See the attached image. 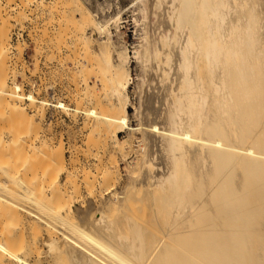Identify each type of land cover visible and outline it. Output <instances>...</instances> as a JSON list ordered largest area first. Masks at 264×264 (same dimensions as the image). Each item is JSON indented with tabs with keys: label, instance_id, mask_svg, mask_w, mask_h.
<instances>
[{
	"label": "bare ground",
	"instance_id": "obj_1",
	"mask_svg": "<svg viewBox=\"0 0 264 264\" xmlns=\"http://www.w3.org/2000/svg\"><path fill=\"white\" fill-rule=\"evenodd\" d=\"M67 1L77 2L55 0L56 12L51 11L57 13L55 29L71 26L73 43L82 51L79 53L88 52L92 56H88L92 59L88 61L94 63L92 68L96 70L101 92L97 103L109 110L102 115L91 108L75 118L79 138L75 160L79 161L81 170L91 168L94 162L88 151L97 142L111 143L124 158L136 153L127 168L132 177L129 189L134 190H130L134 196H128L127 187L126 193L122 191L119 197L117 192L109 193L112 202L109 208H93L87 199L80 209L73 210L68 204L71 195L68 194L67 204L63 203L55 218L66 226L71 225L83 241H64L66 236L60 237L63 242L57 250L55 238L46 245L45 260L54 264L56 256L59 259L63 256L64 264H264V0L133 1L131 50L113 40L109 23L118 32L121 24L118 14L110 17L109 23L100 22L80 4L72 9L79 17L73 13L68 17L58 7L60 2L65 5ZM2 24L6 25L4 21ZM86 28L98 33L95 49L89 46V36L83 34ZM1 32L0 59L6 69L7 33ZM130 63L134 64V73ZM5 73L7 79V69ZM0 84V95L4 94L0 96V103L3 101L11 114L17 109L14 100L20 101V97L6 82ZM131 84L138 97L134 108L135 128L127 126ZM26 98L29 107L42 119L43 111L37 106L42 107L45 102L31 94ZM57 108L68 110L62 103H57ZM16 125L19 124L16 122ZM126 128L132 131L130 139L139 150L133 148L128 138L118 137ZM12 132L0 135L1 205L11 201L15 193L27 199L34 195L32 186L25 182L30 160L27 157L28 161L24 158L19 162L24 156L21 152L30 149L32 153L37 146L43 149L39 148L38 153L47 150L42 147L48 143L42 132L27 137L17 133L18 138ZM19 141H23L20 149L13 146ZM16 148L21 157L11 162L14 150L17 154ZM50 150L45 154H52ZM61 152L56 150L58 156ZM60 159L59 163L64 162L62 155ZM17 161L25 163L28 172L25 169L22 173L21 164L19 169L14 168L12 164ZM99 162L94 168L97 174L102 173V183L109 185V180L119 177L118 165L112 159L100 168ZM86 174L82 175L87 178ZM76 187L73 186L74 192ZM117 200L120 205L115 209ZM3 207L2 213L7 210ZM69 216L72 220L75 218L74 222L69 221ZM10 220H0V261L8 258L6 264H23L26 259L23 253L19 261L11 263L9 258L18 255L15 253L18 246L13 242L22 237L26 224L15 233L16 230H9L13 225ZM10 241L15 247L9 250ZM20 248L26 253L23 246Z\"/></svg>",
	"mask_w": 264,
	"mask_h": 264
},
{
	"label": "rangeland",
	"instance_id": "obj_2",
	"mask_svg": "<svg viewBox=\"0 0 264 264\" xmlns=\"http://www.w3.org/2000/svg\"><path fill=\"white\" fill-rule=\"evenodd\" d=\"M22 1L21 0H0V20L2 19L0 21V24H1L0 28H1V31H3V33L4 32L7 33V34L4 33V35L5 34L7 35L6 36L7 37L6 48L8 51L7 57L9 55V57L7 58L8 60L6 61V64H5L6 69H7V74H8L7 79L6 77L4 78V73L6 72V69H4V66L0 59V82L1 83L6 82V85L13 88L17 96L20 97V101L18 99L14 100V103L17 104L15 108L17 107L18 113L16 112L17 109H15V112L11 111V114H10V111L8 113L7 107L5 106L6 104H4L3 101L0 103L3 105V107H1L2 105L0 106L1 107L0 108V125L3 122L0 127V130H1L0 135L4 132L7 133L8 131L10 132L13 131L14 133L13 132L12 133L14 137H17V135L18 136L26 135L27 137V135H32V134L34 135L36 133L41 134L42 132L43 134L47 136L46 141L48 142L42 147H44L45 150L51 149L50 152L52 153L53 151V153L45 154L47 150L45 152L38 153L39 148L40 149L42 148L41 146H37L36 151H33L34 150L33 148L32 153H30L31 152L30 149H26L27 151L24 149L25 151H23V153L21 152V155L22 156L24 155V156L21 157L20 154L18 155L19 150L16 148V151L18 150L17 154L15 153V150H14L13 152L15 153L14 155H18V156L15 158V156H13V153H12V157H13L12 159L14 160L11 159V162L15 161V159L17 160V158H20V157L21 158L19 159L20 160L19 162H22L24 158L26 160L29 158L30 160V162L27 160L28 164L30 163V166L27 165L30 167L29 172L26 169V165H25V163H27L26 160L24 161L25 163H23L24 165L19 163L18 161L16 163H13L12 165L14 168L16 166L17 169H19L20 168L19 165L21 164L22 169L20 168V170H22V173H23V170L26 169L28 173L27 175L26 174L25 175L28 177L26 178L24 175V178H26L27 180L25 181V179L24 178L23 179L25 182H27V185H29V187L32 186L31 188H32V192L34 193V195L32 193L31 194L33 195L32 197L28 196V199H29L28 200L27 198L19 197L17 193H15L11 197L12 198L11 201L4 203L5 205L3 204L4 207H6L5 209H7V210H4L5 213L3 212L5 215L2 213L3 205L0 204V208H1L0 209V214H1L0 220L1 221L7 220L6 222H9V219H11L10 221L13 222L11 224H13L14 227L12 225L11 229H9L10 226H7L6 228H8L11 231L16 230L15 233L19 229H21V227L24 224H26L23 226L25 230L24 229L22 230V237L24 236L25 238L23 239L25 240L21 241L23 240L22 237L20 238L18 237L17 238L18 241L13 240L15 243L12 241L13 244H15L18 247L12 246L11 241H10V244L8 245L9 250H10V247H15L16 249L12 248V250L15 249L16 255L18 254L16 257H13L15 260L12 258L10 260L9 258V261H11V263H13L12 261H19L20 258L24 257L26 259H24L25 261L23 264H48V262L44 258L47 255V254L45 255V253H47L46 245L48 246V244L52 242L55 238L57 239H55L54 247H56L57 250L59 249V246L63 242L61 241V239L63 240V238L60 239V237L66 236L64 237L65 239L64 241H71V242H73V240L75 242L83 241L79 237V235L76 232H74V230H72L71 225L67 224L66 226L60 223V221H58L57 218H55L56 212L59 211L63 203L65 202L64 205H66L67 200H68L69 202L68 204H71L72 209L74 208L78 210L80 209L82 205H84V201L89 199L91 201V206L92 207L94 206L96 209H101L105 207L109 208V205L112 203L109 197V193L117 192L119 194L118 195L119 197L121 193L123 192L126 193L125 188L127 187H128L127 189L128 196H130V198H133L134 195L132 196L131 194H132V191L134 190L129 189L130 185L132 184L131 182L132 177H131V173L129 172V170L127 171V168H129L128 165L131 163V160L133 156H135L136 153H131L130 155H128V157L124 158L117 151L114 150L113 145L111 143H110L111 148L109 149L110 144L104 145L103 143L97 142L94 147L92 146L91 148L92 150L88 151L90 153V156H92V158L91 157L90 158L94 162L93 166H91V168H88L89 170L87 168H84V170L83 169L81 170L80 169L81 167L78 168L79 166L77 165V163L79 164V161L75 160V156H76L75 154H77L76 149L78 146L77 143L79 141V138L77 137L78 135L77 134L78 123L76 121V119H78L77 117L81 114V112H83V110H89L91 108L96 109V111L100 112L102 115L109 113V110L107 108L98 106V103H97V100H99L98 95L100 96L101 92L99 90V82L97 79V73L95 74L96 70L94 71L95 68H92L94 63H92L93 61L92 62L88 61V60H92L90 59L92 56L89 54L91 57L88 58L89 56L87 55L88 52H86L87 54L79 53L82 51L78 49L79 46H76L73 43L74 35H72L73 30H71V26H68L67 28H65L62 25L59 30L55 29L58 27L57 24H55L57 18H54L57 16V13H54L56 12L54 10V6H56L55 0H34V1L30 0L31 2L30 1L22 2ZM133 1L135 2L136 0H77L76 3H70L69 1H67L65 2L66 3L65 5H63L64 2L63 3L60 2L58 4V7L60 8L62 12H65L63 14L65 15L67 14L68 17L71 16L72 13L76 15L77 17H79L77 15V12L72 11V9L78 8L79 5L81 4L83 8L88 9L91 12V14L94 16V18L97 21H100V22L108 21V23L110 22L109 21L110 17H113L118 14L119 17L121 18L120 20L121 24L119 27L120 31L118 30V32H116V30L113 27V24L111 22L109 23L110 28H111L110 31L112 32L114 36L113 40L116 43L122 42L126 44L127 48L131 50L130 46H132L134 42V34H133L134 27H133L131 16H130L131 15L130 11L132 10V5L134 3ZM51 11H54V12H51ZM76 16L75 18H77ZM3 21L6 25L2 24ZM3 26L5 28H3ZM1 31L0 33H2ZM54 32H56L55 36H53ZM83 34H85L84 35L85 37L89 36L90 38L89 46L92 47V49H95L97 47L96 39L98 38V33L91 28H86ZM1 35L3 36V34ZM50 41H52V43ZM86 55H87V58H86ZM130 68L132 69L131 72L134 73L133 63H130ZM97 84L98 86H96ZM133 88H134V84H131L128 88V94L130 97V105L127 108V114H128L127 126L129 128L137 127V115L135 114L136 112L134 108L135 106H137L138 97H137V94H135ZM28 94H31L37 100H42L45 102L42 107L40 104H38L37 106V108L40 109V111H43L42 119L39 116L40 114L39 115L35 114L33 112V109L29 107L27 98H26ZM3 95L4 94H1L0 96H3ZM82 95L84 96L82 97ZM95 102L96 104H94ZM57 103L64 104V106H66L68 110L65 112L61 108H57ZM29 118L30 119L32 118V119L30 120ZM74 119L75 121H73ZM16 122L19 125H16ZM5 124H7V126ZM10 124H13V125H10ZM9 125L11 127H9ZM129 128H126L125 130L120 132L118 134V137L120 139L128 138L133 148H135L136 150H139L140 147L137 146L135 142H133V139H130V133L132 131L129 130ZM76 139L78 140L77 142H76ZM20 142L22 144H20ZM14 144L15 145L13 146L15 147L16 145L18 147L19 144L22 147L23 141H19L18 144L17 142ZM20 146H19V149H20ZM47 147L48 148L50 147V148L48 149ZM112 148L114 152L112 151ZM56 150L58 153L62 151L61 152L62 154H60V156L62 155L64 162L59 163L62 160L60 159V156H58L59 154L56 153ZM126 150H129V149L126 148ZM34 152L38 154V157L34 156V155H37ZM47 154H50V156H52L53 158L51 159L49 155H48L49 157L46 156ZM40 155H42L43 158L42 156L40 157ZM30 157L31 158L33 157V159H30ZM95 158H98V159L100 158L99 160L100 162L98 161V159H95ZM111 158L118 165V172H119L118 176L119 177L115 181H112L106 178L105 182L106 181L108 182L109 180V185H107L108 183L103 184L102 181L100 180L102 173L100 172L97 174V171H96V168H94V165L97 164L98 162L99 164L102 163L100 164L101 166L99 165L101 168L104 165H106L108 162H110L112 160ZM53 159L55 160L53 161ZM76 159H77V156H76ZM71 160L74 162H72ZM89 164H91V162H89ZM79 170L81 171V173ZM87 170L89 174H86ZM82 171H85V172L82 173ZM82 174L84 176L85 174L88 175L87 178H85ZM29 175H30V178H29ZM76 176H78V178ZM82 176L84 178H82ZM64 178L66 180L68 179L69 182L68 180L66 182ZM81 178L86 179L85 182L88 180L87 181L88 185L91 184V186L89 185L90 188L88 187L87 184H85V182L81 181L82 180ZM99 181L101 182L99 183ZM74 184L75 185L78 184V186L76 185L78 188ZM83 184L87 186L85 187ZM102 184H103V188H101ZM97 185L98 187L101 185L100 188H98ZM73 186L76 187L77 189L75 190V192L73 191L74 190ZM14 187L16 186H13V188ZM88 189L90 191H88ZM14 190L16 191L18 189L16 188ZM65 190H67L68 192ZM71 190L73 191L74 194L71 192ZM130 190L132 191L130 192ZM89 192H92L94 196L90 195ZM35 193L38 194V195L36 194L37 197L35 196ZM62 193L64 194V196H61ZM77 193H78V196H77ZM68 194H71V195L69 196ZM35 197L38 199H36ZM69 199L72 201L71 203ZM117 201H115L114 203V206H113L114 208L115 207L117 208V206L120 205L119 204L120 201L118 202ZM14 203L16 205H14ZM132 204L135 206H138V204H134V203ZM9 206H12V209ZM5 216L8 219H6ZM71 218L72 217H70V219ZM74 219L75 218L73 217V220L71 219L69 221L74 222ZM60 224L63 225L64 227L62 228ZM6 225L8 224L6 223ZM68 226H70L71 228H69ZM63 231L64 233H62ZM31 234L35 237L30 236ZM49 234H53V235L55 234V235L52 237V235L48 236ZM22 242L24 243L21 244ZM22 246H23V249H25L24 251L26 253L21 252L23 251L21 249ZM19 247H21L20 248L21 250H19ZM44 249H46V251ZM37 251H40V252L38 253ZM57 255L61 257L60 254H57ZM56 257L58 261L55 258L56 262L54 260L53 262L54 264L55 263L56 264L65 263V262L63 263V260H64L63 256L60 259L58 258V256ZM1 261H0L1 262L0 264H6L8 263V258L1 259Z\"/></svg>",
	"mask_w": 264,
	"mask_h": 264
}]
</instances>
